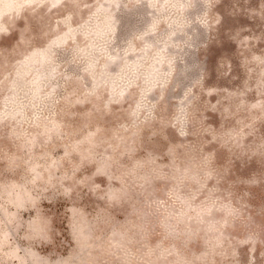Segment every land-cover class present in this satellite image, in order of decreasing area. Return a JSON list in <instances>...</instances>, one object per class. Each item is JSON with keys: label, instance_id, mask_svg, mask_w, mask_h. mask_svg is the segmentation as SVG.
I'll return each instance as SVG.
<instances>
[{"label": "rangeland", "instance_id": "374dc122", "mask_svg": "<svg viewBox=\"0 0 264 264\" xmlns=\"http://www.w3.org/2000/svg\"><path fill=\"white\" fill-rule=\"evenodd\" d=\"M0 264H264V0H0Z\"/></svg>", "mask_w": 264, "mask_h": 264}]
</instances>
